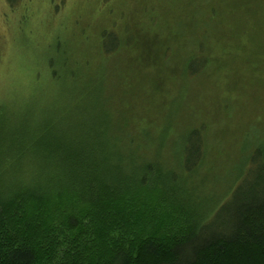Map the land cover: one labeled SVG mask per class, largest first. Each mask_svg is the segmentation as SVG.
<instances>
[{"label": "trees", "instance_id": "1", "mask_svg": "<svg viewBox=\"0 0 264 264\" xmlns=\"http://www.w3.org/2000/svg\"><path fill=\"white\" fill-rule=\"evenodd\" d=\"M252 1L175 0L162 9L147 0L125 33L102 30L105 54L125 51L131 71L115 60L86 78L72 73L81 84L65 93L69 116L79 107L72 123L8 118L0 107V264H264V119L261 135L240 146V163L213 171L211 114L200 98L189 112L195 94L239 88L231 65L257 43ZM6 2L16 10L24 0ZM188 4L176 27L174 11ZM119 78L142 84L128 116L119 112Z\"/></svg>", "mask_w": 264, "mask_h": 264}, {"label": "rangeland", "instance_id": "2", "mask_svg": "<svg viewBox=\"0 0 264 264\" xmlns=\"http://www.w3.org/2000/svg\"><path fill=\"white\" fill-rule=\"evenodd\" d=\"M146 1L24 0L21 6L13 10L6 0H0V107L2 106L4 115L15 118V115L28 117L29 113H36L47 116L46 119L49 120L53 117L65 121L70 117L72 123L75 116L77 117L79 107H76L69 116L71 113L67 99L69 94L65 95V93L71 91L74 95L79 94L81 84L78 79L74 81V78L71 80L70 77L75 73L77 78H86L90 72L105 67L106 62L115 60L122 63L121 68L126 66L125 70L131 71L126 63L129 57L125 51L117 55L105 54L101 46L102 30L111 28L119 33H125L132 17L142 12L141 8ZM154 1L163 9L169 2L173 4L175 0ZM258 1L253 0L251 4V13L259 22L254 37L257 43L250 44L240 52V57L231 65V70L236 69L241 72L239 88L230 85L232 91L234 90V94L230 97L221 93L218 86L213 90L210 88V91L206 89L204 93L200 92L193 96L194 101L192 100L191 103L193 110H189L196 113L193 102L200 98L198 103L205 104L207 112L205 115L211 114V120L215 124L213 127L217 131V139L213 141L211 154L213 171L224 166L230 169V163L238 165L240 148H242L240 146L253 140L254 136L261 135L262 130L258 123L264 119V53H262L264 52V0H260V3ZM191 10L192 5L189 4L184 11L177 7L174 14L178 20L172 23L177 27L178 21L186 19L185 12ZM122 36L125 38L127 35ZM258 43L263 44L259 46ZM136 54L137 52L134 55ZM66 57L70 59L69 67L63 61ZM113 66L116 67V62ZM253 68L260 70L253 72ZM125 70L122 71L125 73ZM252 73L257 77L250 76ZM112 77L119 76L113 74ZM117 81L118 86H121L118 88L124 90L121 103L123 107L119 112L128 116L126 109L130 107L131 90L142 84L137 82L130 86L123 78ZM210 81L211 79L207 80L204 85L210 84ZM149 86L145 84L142 87L146 96L160 107L159 96ZM175 89L172 96L177 95L178 90L182 88L177 86ZM187 94H183V98ZM257 95L259 97H256ZM148 99L145 100V107L151 102ZM179 100L181 97L177 99ZM165 104L167 102H164ZM177 106L178 104H173L170 120L178 119L173 115ZM166 107L164 106L155 116L164 115L169 111ZM144 108L141 106L140 110ZM149 110V115H153L155 109L150 107ZM189 114L186 116L187 119ZM168 117L167 114V119ZM186 118L184 124L188 125ZM58 122L63 123L62 120ZM143 123L144 117L140 121L141 125ZM225 172L228 174L229 171ZM222 186L223 184L218 188Z\"/></svg>", "mask_w": 264, "mask_h": 264}]
</instances>
